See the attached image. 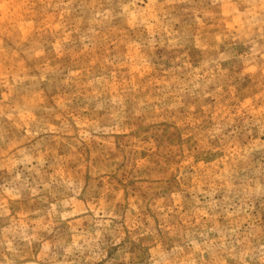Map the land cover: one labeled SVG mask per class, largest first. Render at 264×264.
Listing matches in <instances>:
<instances>
[{
	"label": "rangeland",
	"instance_id": "374dc122",
	"mask_svg": "<svg viewBox=\"0 0 264 264\" xmlns=\"http://www.w3.org/2000/svg\"><path fill=\"white\" fill-rule=\"evenodd\" d=\"M0 264H264V0H0Z\"/></svg>",
	"mask_w": 264,
	"mask_h": 264
}]
</instances>
